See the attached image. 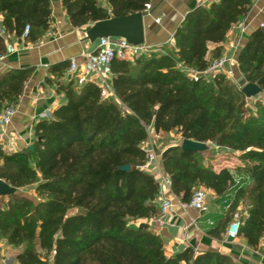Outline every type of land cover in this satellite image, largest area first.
I'll list each match as a JSON object with an SVG mask.
<instances>
[{
	"label": "trees",
	"instance_id": "obj_1",
	"mask_svg": "<svg viewBox=\"0 0 264 264\" xmlns=\"http://www.w3.org/2000/svg\"><path fill=\"white\" fill-rule=\"evenodd\" d=\"M153 0H62L74 29L148 11ZM255 0H218L189 13L173 45L133 61H114L103 99L95 84L72 80L59 87L65 105L34 128L33 152L6 155L0 164L22 169L3 177L14 196L0 198V241L21 250L18 264H234L220 254L192 249L168 257L163 240L148 222L160 216V186L145 171L143 146L148 130L176 133L183 141L215 147L205 154L165 150L161 167L170 190L189 204L204 190L225 217L207 233L219 240L238 216L240 239L257 251L264 240V103L250 107L239 89L223 76H205L224 57L231 32L251 13ZM6 38L35 47L55 32L49 0H0ZM0 38V59L5 57ZM246 86L264 94V30L255 31L237 59ZM70 64L58 67L59 78ZM33 70L0 77V109H15ZM197 75L194 80L189 75ZM238 155L247 185L236 184L231 170L207 164L208 155ZM129 168L123 172V168ZM32 191L30 197L22 193Z\"/></svg>",
	"mask_w": 264,
	"mask_h": 264
},
{
	"label": "crops",
	"instance_id": "obj_2",
	"mask_svg": "<svg viewBox=\"0 0 264 264\" xmlns=\"http://www.w3.org/2000/svg\"><path fill=\"white\" fill-rule=\"evenodd\" d=\"M49 2L55 32L47 33L45 40L35 47L24 46L15 38H10V44L14 46L17 53L0 59V77L12 71L33 70L34 72L25 85L15 108V116L11 125L0 131V149L6 155L19 154L33 146L34 128L41 122L39 118L46 115L50 119L58 108L65 105V99L57 95V89L83 75L82 68L75 77L67 72L59 78L58 67L71 64L73 61L82 66L86 58L95 55L98 51L100 39L90 41L88 38V33L95 25L74 29L63 10L62 0H49ZM98 2L103 9L107 10L106 0H98ZM215 2L218 0H153L141 20L143 44L135 47L158 50L164 46H172L175 32L185 17L196 9H207ZM262 25H264V0H255L249 16L233 29L228 43L224 45L227 55H230L233 61L237 63L238 55L245 47L248 38ZM0 29H2L1 19ZM106 39L110 40L113 45L126 41L123 38ZM235 70L238 71V66ZM88 78L91 81L95 79L94 76ZM239 80L243 82V79ZM95 85L101 89L97 83ZM240 86L243 88L245 84L242 83ZM110 99H114L112 92ZM148 135L149 141L143 146V150L145 153H155L157 163L147 165L145 171L160 184L167 178L161 167L162 155L166 149L179 146L180 139L176 133L156 136L152 128L148 130ZM174 138L176 143L171 145L162 143L164 139ZM212 150L215 151L214 147ZM0 166L3 169L0 173V181L4 183L5 181L1 178L17 177L22 173V169L18 166L11 164H0ZM163 201L171 202L173 209L169 214L164 217L159 216L149 221L148 224L151 231L163 240L168 257H174L187 249H192L198 254L211 253L226 256L234 264H264V240L259 249L254 251L247 246L244 240L230 237L229 229L219 240H213L207 236V233L214 230L225 217L228 204H218L209 193L208 213L202 215L192 211L183 215L179 210L180 202L174 198L170 187L167 186L161 188L159 206ZM207 221H211L212 226L208 227ZM20 252L21 250H13L5 241H0V264H18L17 258Z\"/></svg>",
	"mask_w": 264,
	"mask_h": 264
},
{
	"label": "built area",
	"instance_id": "obj_3",
	"mask_svg": "<svg viewBox=\"0 0 264 264\" xmlns=\"http://www.w3.org/2000/svg\"><path fill=\"white\" fill-rule=\"evenodd\" d=\"M260 29L264 30V25H262ZM0 38L4 39V45L6 49L5 56L15 55L17 51L14 46H11L10 39L6 38L2 29H0ZM154 52L155 50L152 49L132 46L126 41H122L118 45H113L110 40L101 39L99 40L97 53L86 58L82 66H80L78 62L73 61L70 64L68 72L71 76L75 77L80 69L83 68V75L81 77H77L75 80L77 86L82 88L88 83H97L99 86H101L102 98L110 99V93L112 92L109 87L111 64L116 60L122 62L133 61L134 59L141 58ZM235 68H237L236 61H233L231 56L226 54L221 60L212 64L211 68L205 73V76H223L227 80L234 81L235 84H237V80L241 79L242 76L237 70H235ZM89 76H94L95 79L91 81L88 78ZM191 76L194 80L198 79V76L195 74ZM14 116L15 109H0V131L7 129L11 125ZM39 119L44 121L48 120L49 118L46 115H42ZM146 156L148 162L147 165L157 163V157L155 153L147 152ZM159 186L160 194L161 188H163V186L170 187L168 178L164 179V181H161ZM208 201L209 193L204 190H197L189 204H179V210L183 215H187L192 211L205 215L209 211ZM172 209L173 205L171 202L163 201L160 206V217H164L165 215L169 214ZM206 225L208 227L212 226L211 221H207ZM241 228L242 225L240 223L239 217L236 216L233 223L229 227L228 235L232 238H238ZM47 264H52V262Z\"/></svg>",
	"mask_w": 264,
	"mask_h": 264
},
{
	"label": "water",
	"instance_id": "obj_4",
	"mask_svg": "<svg viewBox=\"0 0 264 264\" xmlns=\"http://www.w3.org/2000/svg\"><path fill=\"white\" fill-rule=\"evenodd\" d=\"M144 14H137L134 16L112 19L107 22L96 24L95 27L88 33L90 41L106 38H123L128 44L138 46L143 44L141 20ZM242 93L248 101L255 100L261 93L255 86H245ZM178 148L182 152L190 154H205L208 152V147L202 144L183 141ZM30 153L33 152V146L27 149ZM123 172H128L129 168H123ZM16 190L11 189L7 184L0 181V198L14 196Z\"/></svg>",
	"mask_w": 264,
	"mask_h": 264
},
{
	"label": "rangeland",
	"instance_id": "obj_5",
	"mask_svg": "<svg viewBox=\"0 0 264 264\" xmlns=\"http://www.w3.org/2000/svg\"><path fill=\"white\" fill-rule=\"evenodd\" d=\"M226 54H227V52L225 51L224 55H226ZM189 77L192 78L191 75H189ZM242 79L243 78H241V80ZM239 81L237 80V84H235L234 81H230V82L233 85H235L236 87H238L239 89H243L246 86V84H245L244 80H242L243 82H239ZM242 83L245 84V86L243 88H241V86H240V85H242ZM257 102H263L264 103V94H261L255 100L248 101V105H250V107H253V105L255 103H257ZM162 143L165 144V145H169V144L171 145L172 143H176V142H175V138H174L172 140L171 139H164V140H162ZM180 144H181V142L179 141V145ZM212 149H213L212 146H208V152H212ZM207 157H208L207 164L210 165V166H213V167L215 166L216 167L217 165H220V166H223V167H229L230 168L229 170H231V172H232V174H233V176L235 178L236 184H243V186H244V185H247V183H249V180L246 177V175H244V173L236 171L237 168L238 169H243L244 168V164L240 163L238 161V155L231 156L229 153H218V152H215V155L209 154ZM1 167L2 166H0V173L3 171V169ZM244 187H246V186H244ZM22 195L23 196H27V197H31L32 192L31 191L23 192ZM239 220H240V218H239Z\"/></svg>",
	"mask_w": 264,
	"mask_h": 264
}]
</instances>
